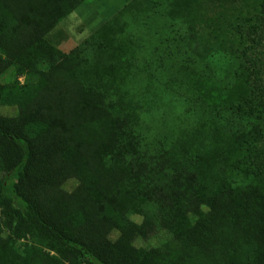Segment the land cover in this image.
<instances>
[{
  "label": "trees",
  "instance_id": "trees-1",
  "mask_svg": "<svg viewBox=\"0 0 264 264\" xmlns=\"http://www.w3.org/2000/svg\"><path fill=\"white\" fill-rule=\"evenodd\" d=\"M84 1L0 0V77L15 76L0 83V264H264V202L247 191L264 178V0H168L160 11L188 18L197 61L179 69L181 85L229 138L228 164L205 166L168 164L164 145L144 141L129 72L106 63L119 56L100 31L83 43L97 69L49 42ZM228 62L231 80H216L213 66ZM43 64L35 83L18 81Z\"/></svg>",
  "mask_w": 264,
  "mask_h": 264
},
{
  "label": "rangeland",
  "instance_id": "rangeland-1",
  "mask_svg": "<svg viewBox=\"0 0 264 264\" xmlns=\"http://www.w3.org/2000/svg\"><path fill=\"white\" fill-rule=\"evenodd\" d=\"M165 2L168 0H85L73 5L72 11L48 34V40L62 52L73 54L86 66L97 69L91 65L90 53L83 48V43L100 31L106 44L119 56L114 55L106 63L115 74L129 72L124 92L141 115L140 133L144 141L154 148L164 145L163 155L168 158V164L174 166H205L208 160L214 164H228L219 156L221 150H227L229 138L222 137L224 133L220 127L215 131L207 128L206 116L199 112L195 101V87H189V91L186 85H181L184 72L179 69H188L197 61L187 48L191 43L187 39L189 20L172 21L160 16ZM232 6L228 7V14L250 11L247 4ZM156 15L162 18H156ZM227 65L220 72L213 66L216 80H231L227 69L232 63ZM47 70V64H43L38 72H26L18 81L35 83ZM14 77V71H11L0 77V83H12ZM3 113L15 115L17 109L4 107ZM53 114L60 117L58 111ZM202 121L205 122L204 129L200 125ZM223 157H227V153ZM247 191L254 202H264V178H253ZM197 239L194 230L186 238L189 244Z\"/></svg>",
  "mask_w": 264,
  "mask_h": 264
}]
</instances>
